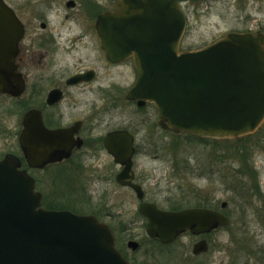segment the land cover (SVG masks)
Masks as SVG:
<instances>
[{"label": "water", "instance_id": "1", "mask_svg": "<svg viewBox=\"0 0 264 264\" xmlns=\"http://www.w3.org/2000/svg\"><path fill=\"white\" fill-rule=\"evenodd\" d=\"M185 27L175 0H119L98 20L106 57L132 59L136 78L127 98L152 104L162 129L206 140L254 134L264 122V36L227 33L181 51ZM21 37V24L0 0V93L11 96L22 89L13 63ZM69 135L45 129L28 112L21 138L27 165L41 168L55 152L67 153L73 146ZM131 142L124 132L105 142L114 162L125 165L117 177L122 185L129 184ZM20 167L13 155L0 160V264H128L106 224L93 216L42 209L35 180ZM139 212L148 218V236L163 243L187 230L201 234L227 224L220 214L199 209L171 213L142 204Z\"/></svg>", "mask_w": 264, "mask_h": 264}, {"label": "flooded vegetation", "instance_id": "2", "mask_svg": "<svg viewBox=\"0 0 264 264\" xmlns=\"http://www.w3.org/2000/svg\"><path fill=\"white\" fill-rule=\"evenodd\" d=\"M3 1L14 12L22 27V37L13 62L22 89L16 96L0 93V160L7 155L17 157L21 162L20 169L26 170L34 178L38 191L39 180L34 173L53 165L61 166L67 172L68 178L73 180L71 173L73 174L77 166L75 161L81 162L83 158L87 160L104 153L111 158L113 164L109 182L118 188L129 190L136 198V210L132 217L140 223L139 230L137 232L126 228L116 230L112 224L104 222L97 214L82 212L81 214L91 215L108 226L114 239V247L121 257L128 264H166L167 260L173 264H190L198 257L206 255L211 247L212 236L229 224V215L226 213L228 204L222 202L217 206L212 192L201 196L198 189L199 180L209 179L210 174H213V166L199 167L196 156L190 159L189 155H184L185 158L179 160L181 156L178 155L186 153L182 150L162 151L165 157L170 158V165L167 166L168 172L157 179L158 182L161 180L167 185L174 184L179 189L186 184L191 189L189 192L193 194L186 196L198 201L184 204L181 202L183 198L177 195H166L158 199L156 193L150 192L147 188L152 176L142 175L137 171V158L145 151L141 150L137 143V133L135 130L132 131L131 126L129 127L132 123H128V127H120L118 124L112 127L111 123L102 124L103 119L99 118L103 115H113L120 105L133 108L135 113H144V110L148 109L149 118L152 120L151 116H154L156 129L166 138L186 136L185 134L175 136L162 129L157 111L152 104L127 98V92L136 78L132 59L112 62L103 51L98 34V20L105 13L113 11L119 0ZM175 2L185 16L197 8L191 0ZM256 34L264 35V29ZM180 50L188 51L183 49L182 45ZM124 66L130 68L133 78L126 88H121L118 70ZM30 111L34 113V121L39 118L45 129L69 131V139L73 143L67 153L55 152L52 160L41 168L29 167L24 159L21 138L24 133L25 116ZM9 117L14 118L12 129H8L7 126ZM147 120L149 119H142L141 125L146 126L149 123ZM263 127L264 123L259 129ZM143 131L144 136L146 131ZM116 132H124L131 136L132 140L131 165L126 179L128 185H122L117 181L125 165L115 163L105 146L107 137ZM148 135L150 134L147 131L145 136ZM154 152L157 153L148 151ZM158 182L155 181L153 184ZM130 185L139 189L141 198L137 197V192ZM41 196L44 205V197L42 194ZM142 204L154 205L161 212L176 213L193 209L215 212L223 216L227 224L201 234H193L187 230L171 242L163 243L156 237L148 236L146 232L148 218L139 212ZM106 216L111 218L109 214ZM183 238L187 241L184 242ZM179 243L183 250L176 251L174 247Z\"/></svg>", "mask_w": 264, "mask_h": 264}, {"label": "rangeland", "instance_id": "3", "mask_svg": "<svg viewBox=\"0 0 264 264\" xmlns=\"http://www.w3.org/2000/svg\"><path fill=\"white\" fill-rule=\"evenodd\" d=\"M191 1L197 8L186 13L187 29L182 42L183 49L201 47L226 33L256 34L264 29V0ZM118 75L121 88H126L133 78L128 66L120 67ZM149 114L148 109L144 113H135L133 108L120 105L113 115L99 116L103 119L102 124L111 123L112 127L116 124L128 127V123H132L129 127L135 130L137 143L145 151L137 158V171L152 176L147 184L148 190L155 192L158 199L177 195L183 198L181 202L184 204L198 201L186 196L193 195L186 184L179 189L177 185L168 186L157 180L168 172L167 166L170 165V158L165 157L162 151L182 150L187 154L178 155L181 156L179 160L185 158L184 155H189L190 159L196 156L199 167L212 165L214 168L209 179H200L198 182L201 196L212 192L217 206L222 202L228 204V226L212 236L211 247L206 255L187 263L264 264V127L253 135L231 141L203 142L189 136L171 139L156 129V119L151 116V120ZM146 118L149 123L142 126V119ZM7 126L12 129L14 118H8ZM143 130L150 135L143 136ZM154 155L158 157L154 158ZM82 160L75 161L77 166L71 173L73 180L68 178L61 166L53 165L33 174L39 180L38 191L44 197L45 208L56 206L80 214H97L116 230L126 228L137 232L140 223L132 217L136 210V198L129 190L109 182L113 167L111 158L103 153ZM155 181L158 183L154 185ZM182 240L187 241L186 238ZM174 249L183 250V247L179 243ZM166 264L173 262L167 260Z\"/></svg>", "mask_w": 264, "mask_h": 264}, {"label": "trees", "instance_id": "4", "mask_svg": "<svg viewBox=\"0 0 264 264\" xmlns=\"http://www.w3.org/2000/svg\"><path fill=\"white\" fill-rule=\"evenodd\" d=\"M47 209H63V208H58V207H56V206H47Z\"/></svg>", "mask_w": 264, "mask_h": 264}]
</instances>
